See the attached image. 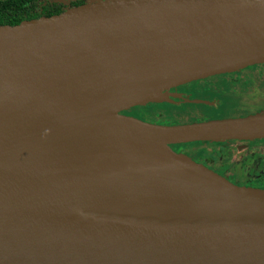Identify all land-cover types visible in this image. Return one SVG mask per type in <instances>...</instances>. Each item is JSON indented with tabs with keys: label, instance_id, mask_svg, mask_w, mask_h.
<instances>
[{
	"label": "water",
	"instance_id": "1",
	"mask_svg": "<svg viewBox=\"0 0 264 264\" xmlns=\"http://www.w3.org/2000/svg\"><path fill=\"white\" fill-rule=\"evenodd\" d=\"M262 62L264 0H91L0 24V264H264V188L171 147L264 136V111L122 112Z\"/></svg>",
	"mask_w": 264,
	"mask_h": 264
},
{
	"label": "rangeland",
	"instance_id": "2",
	"mask_svg": "<svg viewBox=\"0 0 264 264\" xmlns=\"http://www.w3.org/2000/svg\"><path fill=\"white\" fill-rule=\"evenodd\" d=\"M235 72L247 73L264 88V68L257 69L248 65L232 73ZM224 85L223 83L221 87H209L198 92L187 85L172 87L168 89V100L133 105L122 112L155 123H181L195 119L224 117L234 113L233 106L240 103L248 104L246 98L242 100L234 96L231 85H227L226 89ZM259 97L261 98L260 95H256V99ZM225 143L226 141L222 140H195L184 143L183 146L176 143L175 146L181 147V150L193 160L203 163L206 167L209 165L208 168L218 174L227 169L237 180H246L264 172V154L259 153V156H263L262 159H256L257 154L241 159L243 155L232 149L233 146L228 149Z\"/></svg>",
	"mask_w": 264,
	"mask_h": 264
},
{
	"label": "flooded vegetation",
	"instance_id": "3",
	"mask_svg": "<svg viewBox=\"0 0 264 264\" xmlns=\"http://www.w3.org/2000/svg\"><path fill=\"white\" fill-rule=\"evenodd\" d=\"M91 0H0V19L1 18H19L18 21L25 18L27 15L36 13L37 17L40 15H49L57 13L67 7L77 5L80 3L88 2ZM17 4V5H16ZM32 18V17H30ZM17 21V22H18ZM16 22H0V24H13ZM257 69L264 68V62L251 64ZM234 72V71H233ZM263 76V75H262ZM225 84V89L227 85L233 89L234 96L237 98H244L248 104H237L232 107L233 116H241L247 113H253L260 109L261 112L264 111V88L260 87L255 80L249 76L247 73L241 72H228L220 73L215 75H210L208 77L189 81L181 85H187L191 87L194 91H203L209 87L219 86ZM180 86V85H178ZM176 86V87H178ZM256 95H260L256 99ZM225 115V116H231ZM224 116V117H225ZM214 118V117H212ZM226 141L225 145L228 149L233 146L232 149L236 150L238 154H242L241 159L248 156H254L257 154V158H263L259 156V153L264 154V136L253 137V138H239V139H224ZM178 143H188V142H178ZM176 143L171 144V147L175 151H181V147L175 146ZM239 149V150H238ZM245 155V156H244ZM203 164V163H202ZM209 167V165H207ZM220 175L226 177L229 181L238 185H249L253 187L264 188V172L258 173L246 180H237L227 169L220 173ZM229 177V178H228Z\"/></svg>",
	"mask_w": 264,
	"mask_h": 264
},
{
	"label": "bare ground",
	"instance_id": "4",
	"mask_svg": "<svg viewBox=\"0 0 264 264\" xmlns=\"http://www.w3.org/2000/svg\"><path fill=\"white\" fill-rule=\"evenodd\" d=\"M63 214H65L68 217H72V218L103 220L91 214H87L83 212L82 210L76 209V208L67 209L63 212Z\"/></svg>",
	"mask_w": 264,
	"mask_h": 264
},
{
	"label": "trees",
	"instance_id": "5",
	"mask_svg": "<svg viewBox=\"0 0 264 264\" xmlns=\"http://www.w3.org/2000/svg\"><path fill=\"white\" fill-rule=\"evenodd\" d=\"M17 5V4H16ZM37 14L36 13H32L31 15H27L25 18H30V17H33V16H36ZM20 18V17H19ZM19 18H10V19H8V18H1L0 19V22H17L18 21V19ZM175 115V114H174ZM177 115V114H176ZM175 115V116H176ZM176 117H179V115L178 116H176ZM181 119V118H180ZM183 144L184 143H181V145L183 146Z\"/></svg>",
	"mask_w": 264,
	"mask_h": 264
}]
</instances>
